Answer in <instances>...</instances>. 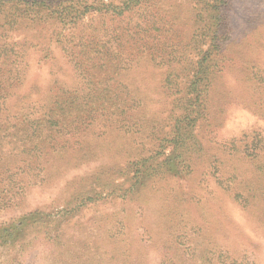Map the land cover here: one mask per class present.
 <instances>
[{"label": "rangeland", "instance_id": "1", "mask_svg": "<svg viewBox=\"0 0 264 264\" xmlns=\"http://www.w3.org/2000/svg\"><path fill=\"white\" fill-rule=\"evenodd\" d=\"M10 226L0 264H264V0H0Z\"/></svg>", "mask_w": 264, "mask_h": 264}, {"label": "trees", "instance_id": "2", "mask_svg": "<svg viewBox=\"0 0 264 264\" xmlns=\"http://www.w3.org/2000/svg\"><path fill=\"white\" fill-rule=\"evenodd\" d=\"M104 1V0H102ZM213 77V76H212ZM18 232V229L14 226L0 229V242L11 244L12 237H15V234Z\"/></svg>", "mask_w": 264, "mask_h": 264}]
</instances>
